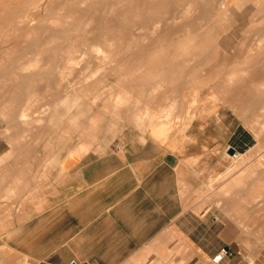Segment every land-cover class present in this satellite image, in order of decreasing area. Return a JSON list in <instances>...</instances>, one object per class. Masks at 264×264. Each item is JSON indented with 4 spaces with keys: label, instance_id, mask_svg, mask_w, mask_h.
Listing matches in <instances>:
<instances>
[{
    "label": "crops",
    "instance_id": "1",
    "mask_svg": "<svg viewBox=\"0 0 264 264\" xmlns=\"http://www.w3.org/2000/svg\"><path fill=\"white\" fill-rule=\"evenodd\" d=\"M189 110L122 126L75 108L35 130L0 105V264H257L264 167L231 171L224 115Z\"/></svg>",
    "mask_w": 264,
    "mask_h": 264
},
{
    "label": "rangeland",
    "instance_id": "2",
    "mask_svg": "<svg viewBox=\"0 0 264 264\" xmlns=\"http://www.w3.org/2000/svg\"><path fill=\"white\" fill-rule=\"evenodd\" d=\"M261 1L0 0L5 119L57 129L65 113L98 106L122 126L184 124L206 102L230 126L239 154L230 170H249L250 179L264 167Z\"/></svg>",
    "mask_w": 264,
    "mask_h": 264
},
{
    "label": "built area",
    "instance_id": "3",
    "mask_svg": "<svg viewBox=\"0 0 264 264\" xmlns=\"http://www.w3.org/2000/svg\"><path fill=\"white\" fill-rule=\"evenodd\" d=\"M233 156H234V157H237V156H238V152L236 151V152L233 154ZM222 256H223V254L221 253V254L217 255V256L214 258V260H215V261H219V260H221Z\"/></svg>",
    "mask_w": 264,
    "mask_h": 264
},
{
    "label": "bare ground",
    "instance_id": "4",
    "mask_svg": "<svg viewBox=\"0 0 264 264\" xmlns=\"http://www.w3.org/2000/svg\"><path fill=\"white\" fill-rule=\"evenodd\" d=\"M188 6V5H187ZM175 15V14H174ZM122 18H124V17H122ZM113 21V20H112ZM159 21V20H158ZM158 21L156 22V27H160V25H159V23H158ZM176 21V20H175ZM180 21V20H179ZM106 24L108 23V22H105ZM123 23V22H122ZM155 27V28H156ZM110 28H112V27H110ZM84 31V30H83ZM85 34H86V32H85ZM255 49V48H254ZM258 50V49H257ZM97 51H99V50H97ZM109 51H112V50H109ZM254 52V51H253ZM84 53V52H83ZM106 56V55H105ZM174 91V90H173ZM259 92V91H258ZM238 156H239V154H238ZM234 157V156H233Z\"/></svg>",
    "mask_w": 264,
    "mask_h": 264
},
{
    "label": "water",
    "instance_id": "5",
    "mask_svg": "<svg viewBox=\"0 0 264 264\" xmlns=\"http://www.w3.org/2000/svg\"><path fill=\"white\" fill-rule=\"evenodd\" d=\"M228 152H229L230 154H234V153L236 152V149H235L234 147L231 146V147L229 148Z\"/></svg>",
    "mask_w": 264,
    "mask_h": 264
}]
</instances>
